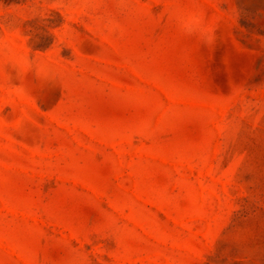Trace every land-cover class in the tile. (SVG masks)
<instances>
[{"label": "rangeland", "instance_id": "1", "mask_svg": "<svg viewBox=\"0 0 264 264\" xmlns=\"http://www.w3.org/2000/svg\"><path fill=\"white\" fill-rule=\"evenodd\" d=\"M0 264H264V0H0Z\"/></svg>", "mask_w": 264, "mask_h": 264}, {"label": "clouds", "instance_id": "2", "mask_svg": "<svg viewBox=\"0 0 264 264\" xmlns=\"http://www.w3.org/2000/svg\"><path fill=\"white\" fill-rule=\"evenodd\" d=\"M178 22L182 31L188 35H200L201 37L207 36V27L202 18L196 13L187 15H177Z\"/></svg>", "mask_w": 264, "mask_h": 264}]
</instances>
